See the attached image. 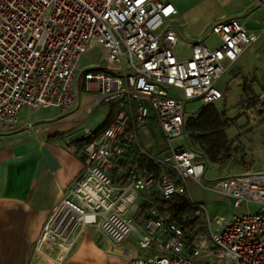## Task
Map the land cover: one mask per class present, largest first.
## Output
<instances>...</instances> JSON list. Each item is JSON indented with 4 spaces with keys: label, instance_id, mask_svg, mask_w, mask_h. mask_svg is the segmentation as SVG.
I'll return each mask as SVG.
<instances>
[{
    "label": "built area",
    "instance_id": "obj_1",
    "mask_svg": "<svg viewBox=\"0 0 264 264\" xmlns=\"http://www.w3.org/2000/svg\"><path fill=\"white\" fill-rule=\"evenodd\" d=\"M175 15L168 0H0V135L30 129L32 116L48 110L78 109L83 91L94 94L93 109L113 111L84 147L81 173L41 224L27 264H64L78 227L116 245L135 234L140 253L121 264H264V172L206 180L207 161L185 131L188 119L223 98L219 81L259 36L231 18L183 44L168 26ZM183 45L188 58L180 56ZM93 49L101 58L83 69ZM190 101L202 107L186 113ZM262 106L264 95L242 118L261 123ZM149 128L160 131L161 143H143L140 133ZM92 134L85 128V138ZM182 139L185 145L173 147ZM192 184L232 200L227 223L202 214ZM173 196L197 209L187 228L147 209ZM139 212L142 230L135 232Z\"/></svg>",
    "mask_w": 264,
    "mask_h": 264
},
{
    "label": "crops",
    "instance_id": "obj_2",
    "mask_svg": "<svg viewBox=\"0 0 264 264\" xmlns=\"http://www.w3.org/2000/svg\"><path fill=\"white\" fill-rule=\"evenodd\" d=\"M168 1L177 10V15L168 21V26L176 29L181 39H190L188 43L200 40L211 24L231 18L236 19L249 33L258 35L257 41L225 74L235 72L236 99L238 97L244 107L248 99L257 100L264 95V0ZM183 47L187 51L186 46ZM87 94L84 101L91 99L87 108L97 110L100 106L96 109L91 107L94 94ZM78 109L64 115L56 110L46 111L42 117L32 116L30 129L0 135V264H27L41 224L61 201L65 189L81 173L83 150L78 151L73 143L84 139V134L77 138L70 133L72 128L64 125L54 129L59 121H67ZM105 109L106 116L102 123L97 128H88L92 132L98 131L106 122L110 109L107 106ZM47 114L50 116L47 117ZM242 119L243 123L237 125L240 136L249 130L248 127L244 128L248 123ZM48 122L50 124H43ZM245 138L246 135L243 140ZM260 169L264 170V166ZM143 214L139 212L135 216V232L142 230ZM90 229L94 228L78 227L74 231V247L64 264H121L129 254L140 253L136 237L134 253L123 243H112L96 229L95 233L102 234L105 241L94 242L87 235Z\"/></svg>",
    "mask_w": 264,
    "mask_h": 264
},
{
    "label": "rangeland",
    "instance_id": "obj_3",
    "mask_svg": "<svg viewBox=\"0 0 264 264\" xmlns=\"http://www.w3.org/2000/svg\"><path fill=\"white\" fill-rule=\"evenodd\" d=\"M184 40L187 42H185ZM189 40L190 39H181V42L183 44H187ZM207 42L210 45L215 44V41L212 38ZM182 47L183 46H178V48ZM181 50L182 51L180 52V56L182 58H188L189 52L186 51L184 47ZM100 58L101 53L98 50H90L87 57L83 60V69L90 67V65L88 64L89 61H92L93 64H97ZM234 77L235 72L230 73L229 75L225 74L221 78L219 82V88L223 90L224 87V98L214 104L217 110L223 113V119H226V123L223 126V133L225 135V147L228 149L227 153H225L227 154V156L221 155L219 157V161L223 163L222 165L207 163V171L205 173L206 180H213L225 176L227 174L264 171L260 169V167L264 166V121H262L261 123L258 122L256 124H252L248 121V118L245 117L244 122H247L248 124L244 128L248 127L249 130L245 132L244 135H246V138L245 140H243L244 135L240 136L241 134L240 131L237 129V125L243 123L241 121L242 111L243 109H246V107L242 105V102L241 100L239 101L238 97L236 99L235 81L233 80ZM87 95L88 94L84 91L81 93L79 109L76 111L75 114L68 118L67 121H59L58 125L55 126L54 129L60 128V125L70 127V129L72 128L70 133H73L75 134V136H77V138H80L83 136L85 128L94 129L102 123L106 116V105L100 106L97 110H92L91 108L88 109L87 103L91 99H89L88 102L84 101V97H86ZM201 107L202 106L199 101H190L187 103L185 111L186 113H195ZM262 111H264V106H262ZM49 116L50 115L47 114V117ZM73 117L74 120L70 121V119H72ZM252 117H254V115H252ZM239 119L240 121H238ZM43 124L47 125L50 124V122ZM186 134L187 138H189V133L186 132ZM140 137L144 144H147V142L151 140H153L154 143L162 142L161 133L160 131H158L157 128L147 129V131L140 133ZM183 144L184 139L175 140L174 142H172L173 147L181 145L183 146ZM189 193L193 202L203 207L201 208L202 214H206L207 212L209 219L212 221V224H214L215 221H222V223H227L230 220L231 215H233L235 212L231 205L232 200L228 197H223L215 193L209 192L206 189L204 190L194 184L189 187ZM187 200L190 201L189 198H187ZM253 208V204H250L248 206L249 210H253ZM243 209H245L244 206L242 207V210ZM196 213L197 212L195 211L193 213V216L196 215ZM190 219L191 217L189 218V220ZM202 219L203 218L200 217V219L198 220H192L191 223H201ZM134 229H136L135 223ZM87 235H89L94 242L105 241L104 236L100 233H95L94 229H90ZM134 240L135 234L132 233L123 242V246L133 249L134 251Z\"/></svg>",
    "mask_w": 264,
    "mask_h": 264
},
{
    "label": "trees",
    "instance_id": "obj_4",
    "mask_svg": "<svg viewBox=\"0 0 264 264\" xmlns=\"http://www.w3.org/2000/svg\"><path fill=\"white\" fill-rule=\"evenodd\" d=\"M256 104V98H250L246 101V108ZM113 111L107 115V120L104 125L96 132H93L91 137L74 141L78 151L91 142L98 134H100L108 125ZM226 119H223V113L217 110L214 105H208L201 109L196 117L190 118L186 122L185 131L189 133V146L202 154L207 163L223 164L219 161L221 155L227 156L228 149L225 147V135L223 126ZM156 211L159 216L172 215L177 224L187 228V221L197 210L190 204L186 198L181 196H173L169 199L158 201L155 206L147 209Z\"/></svg>",
    "mask_w": 264,
    "mask_h": 264
},
{
    "label": "snow or ice",
    "instance_id": "obj_5",
    "mask_svg": "<svg viewBox=\"0 0 264 264\" xmlns=\"http://www.w3.org/2000/svg\"><path fill=\"white\" fill-rule=\"evenodd\" d=\"M169 11H171V9H169Z\"/></svg>",
    "mask_w": 264,
    "mask_h": 264
}]
</instances>
